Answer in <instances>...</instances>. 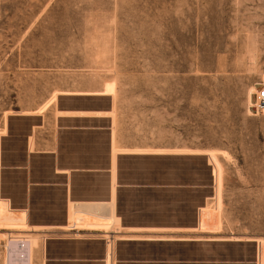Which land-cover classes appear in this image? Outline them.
Masks as SVG:
<instances>
[{"label":"rangeland","instance_id":"obj_1","mask_svg":"<svg viewBox=\"0 0 264 264\" xmlns=\"http://www.w3.org/2000/svg\"><path fill=\"white\" fill-rule=\"evenodd\" d=\"M263 80L264 0H0V264H264Z\"/></svg>","mask_w":264,"mask_h":264},{"label":"built area","instance_id":"obj_2","mask_svg":"<svg viewBox=\"0 0 264 264\" xmlns=\"http://www.w3.org/2000/svg\"><path fill=\"white\" fill-rule=\"evenodd\" d=\"M255 110L258 113L260 110H264V80L259 84L257 90Z\"/></svg>","mask_w":264,"mask_h":264},{"label":"crops","instance_id":"obj_3","mask_svg":"<svg viewBox=\"0 0 264 264\" xmlns=\"http://www.w3.org/2000/svg\"><path fill=\"white\" fill-rule=\"evenodd\" d=\"M44 153H47V154H52V153H54V152H44ZM61 167V169H64V166H60ZM70 169H75V170H78V169H85V170H88V171H90V169H93V168H90V167H81V168H70ZM77 202H95V201H77ZM68 223V222H67ZM66 225H68V224H66ZM66 225H63V226H66ZM50 227H53V226H50ZM55 227H57V228H59L60 226H55ZM103 236H106L105 234L103 235ZM84 256H86V255H81L80 257H84Z\"/></svg>","mask_w":264,"mask_h":264}]
</instances>
